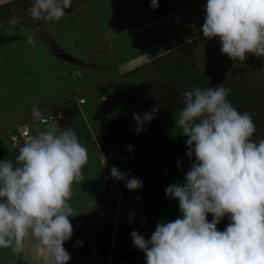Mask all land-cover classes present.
Masks as SVG:
<instances>
[{
	"label": "clouds",
	"instance_id": "clouds-1",
	"mask_svg": "<svg viewBox=\"0 0 264 264\" xmlns=\"http://www.w3.org/2000/svg\"><path fill=\"white\" fill-rule=\"evenodd\" d=\"M150 7L158 8V0H150ZM73 8L74 0H31L27 15L52 23ZM203 12L199 31L205 39L218 38L222 55L240 64L249 55L264 58V0H206ZM26 42L36 45L33 32ZM232 92L221 83L182 93L176 124L192 162L183 181L164 190L166 198L178 202L180 215L161 219L150 238L130 233L145 264H264V138L253 139V117L233 105L228 99ZM158 110L157 105L133 112L134 132L145 131ZM31 112L34 120L47 123L38 105ZM14 147L15 163L0 160V249L19 254L26 240L35 239L44 264H69L72 257L64 244L74 235L69 218L78 215L69 201L73 184L83 180L88 150L71 127L39 130ZM176 164L179 170V158ZM109 172L129 191L143 187L140 179L116 166ZM225 217L229 223L220 230L217 225ZM82 245L77 240L73 247Z\"/></svg>",
	"mask_w": 264,
	"mask_h": 264
},
{
	"label": "crops",
	"instance_id": "crops-1",
	"mask_svg": "<svg viewBox=\"0 0 264 264\" xmlns=\"http://www.w3.org/2000/svg\"><path fill=\"white\" fill-rule=\"evenodd\" d=\"M92 1L90 12L108 50L110 67L98 62L86 63L84 59L78 69L73 64L76 60L67 56L68 67H72L55 74L61 84L60 94L52 104H38L41 112L57 106L65 113L62 122L42 126L39 130L71 127L88 150V163L82 169L83 180L73 184L69 201L78 214L69 218L74 235L64 244L71 253L69 264H112L110 259L119 235L117 210L110 214L101 208L108 197V188L117 201L120 191L109 169L112 166L119 169L115 150L134 126L135 100L144 90L152 88L156 80L151 78L152 66L138 68L202 37L199 29L204 22L206 4V0H158L159 7L154 10L150 0L89 2ZM75 79L81 93L92 92L98 96L96 106L88 105L87 100L80 104L68 99V94H75ZM129 86L134 88L132 93L128 91ZM31 116L30 110L26 118ZM6 127L8 125L1 130ZM17 154L18 151L11 152L0 156V160L15 163ZM104 157H107L106 162ZM77 240L83 241V245L73 247ZM0 264H44V253L38 241L28 239L19 254L0 249Z\"/></svg>",
	"mask_w": 264,
	"mask_h": 264
},
{
	"label": "rangeland",
	"instance_id": "rangeland-1",
	"mask_svg": "<svg viewBox=\"0 0 264 264\" xmlns=\"http://www.w3.org/2000/svg\"><path fill=\"white\" fill-rule=\"evenodd\" d=\"M89 1L91 0H74V6H78L77 9L67 13L58 22L46 24L35 21L23 9H14L12 19H0V36L7 37V42L0 46V130L5 125L12 126L24 121L33 105L53 103L61 92V84L55 74L64 72V69L69 66L67 56L68 59L72 57L77 61L79 66L76 61L73 64L78 69L81 68L80 62H84V59H87L86 63L98 62L110 67L108 50L91 15L93 1ZM30 19L40 24L39 27H21L27 26L28 22L30 25ZM43 25L45 29L40 28ZM29 32L35 35V46L26 42V35ZM187 50L193 52L199 64L216 71L237 69L240 65L239 62H234L221 54L218 38L203 37L187 47ZM251 57L252 55H249L248 58ZM243 64L246 69L251 67L247 60ZM262 65L255 69L263 68ZM152 74V79L157 78L153 67ZM75 82V94H68V99L74 102V97H82L88 101V105L96 106L95 99H98V96L92 95V92L81 93L77 79ZM128 91L132 93L134 88L129 86ZM179 112V110L163 111L158 116L157 130L161 137L165 188L171 183L182 182L184 172L188 170L192 162L186 156V137L182 135V129L176 124ZM177 158L180 160L179 170L176 164ZM102 205L104 207L101 209L111 214L110 199L104 200ZM179 215L178 202L166 198L164 194L145 237L150 238L161 219L170 221ZM207 219L211 221V215ZM111 256L112 264H145L144 254L133 248L130 236L123 233H119Z\"/></svg>",
	"mask_w": 264,
	"mask_h": 264
},
{
	"label": "trees",
	"instance_id": "trees-1",
	"mask_svg": "<svg viewBox=\"0 0 264 264\" xmlns=\"http://www.w3.org/2000/svg\"><path fill=\"white\" fill-rule=\"evenodd\" d=\"M30 0H15L0 6V19L14 18V9H23L27 12ZM27 23L21 27H39L37 22ZM47 24V23H46ZM42 25V24H41ZM45 29V25L40 26ZM203 38L200 37L198 39ZM198 39L176 48L150 63L140 66L143 69L152 66L157 78L152 88L144 90L135 100L133 110L137 114L150 111L159 106L155 118L145 124V131L139 134L134 132L136 124L123 141L116 147L115 158L122 172L129 173L143 182V187L129 191L124 187V181H118L120 191L119 201L113 198L112 190L107 189L105 200L110 199V207L117 210V232L130 236L135 230L146 236L154 213L164 198L165 174L162 160L161 137L157 130L158 116L163 111L181 110L183 107L182 93L191 88L215 87L221 83L232 88L233 92L228 99L241 112L251 113L256 124L254 140L264 138V58L252 56L247 59L251 65L246 69L240 64L237 69L213 70L199 64L193 52L187 50ZM7 42V37L0 36V46ZM261 59V60H260ZM245 63V62H244ZM260 65L263 68L255 69ZM56 107V106H55ZM128 145L132 150H128ZM141 197L138 201L136 197ZM224 220V219H223ZM217 225L223 230L229 223L226 218Z\"/></svg>",
	"mask_w": 264,
	"mask_h": 264
},
{
	"label": "built area",
	"instance_id": "built-area-1",
	"mask_svg": "<svg viewBox=\"0 0 264 264\" xmlns=\"http://www.w3.org/2000/svg\"><path fill=\"white\" fill-rule=\"evenodd\" d=\"M73 100L80 104L85 102L82 97H74ZM42 114L47 123L36 121L31 116L0 131V156L17 151L14 145L17 142L20 144L27 142L42 126L60 123L65 118L64 109L57 106L42 112Z\"/></svg>",
	"mask_w": 264,
	"mask_h": 264
},
{
	"label": "water",
	"instance_id": "water-1",
	"mask_svg": "<svg viewBox=\"0 0 264 264\" xmlns=\"http://www.w3.org/2000/svg\"><path fill=\"white\" fill-rule=\"evenodd\" d=\"M13 1H15V0H0V6H3V5H5V4H8V3L13 2ZM77 7H78V6H74L73 9H68L67 12L70 13V12L76 10Z\"/></svg>",
	"mask_w": 264,
	"mask_h": 264
}]
</instances>
